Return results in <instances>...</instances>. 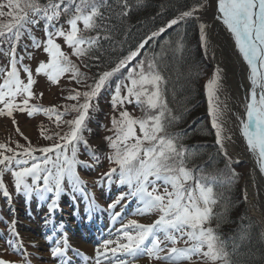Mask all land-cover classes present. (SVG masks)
I'll use <instances>...</instances> for the list:
<instances>
[{
    "label": "snow or ice",
    "instance_id": "1",
    "mask_svg": "<svg viewBox=\"0 0 264 264\" xmlns=\"http://www.w3.org/2000/svg\"><path fill=\"white\" fill-rule=\"evenodd\" d=\"M143 3L144 0H134V3L116 0L120 9L116 15L127 17ZM203 7L200 3L193 4L152 31L135 50L118 59L114 67L89 77L81 71V66L90 69L93 65L85 60L98 61L99 57H93L92 53L102 47V41H114L112 27L104 23L109 18L105 13L112 11L108 0H6V3H0V17H9L7 23H0V53L9 57V67L0 69L4 75L0 83V116L11 117L16 124L14 113H26L28 117L43 113L56 128L49 134L41 126L40 135L53 141L48 146L34 147L19 127L15 130L27 146L17 142L16 148H12L0 143V194L13 214L11 220L0 219L7 228V236L0 233V237L22 257L20 264H31V253L24 248L17 228L16 210L11 207V193L3 176L11 173L13 187L17 194L25 197L26 203L35 197L47 205L44 223L49 231L45 233V241L49 244L50 256L59 260V264H71L67 257L70 250L81 256L78 250L72 249L64 222L56 223L55 213L60 210L61 196L69 192L73 196L79 193L87 201L85 212L88 216L99 207L94 195L90 197L85 191L86 181L79 170H93L101 163L85 133H92L89 123L99 111V98L103 92L110 93L113 114L111 127L101 126L112 133L105 135L102 143L110 150L106 159L115 166L103 173L96 183L107 181L118 187L126 186L128 190L121 192L107 206L113 226L118 221L120 224L115 230V239H103L98 244L95 264H104V261L107 264H137L144 257L148 264L153 260L159 264H195L193 257H197L200 264H232L225 241L211 227L216 216L213 208L220 199L214 185L231 183L238 175L232 164L239 163L228 152V145L234 141L232 131L226 127L229 108L220 98L223 69L217 64L205 84L217 155L224 159L225 167L231 173L226 180H218L216 176L197 177L195 170L187 167V149L179 143L178 136L168 131L179 117L173 115L168 106L167 81L161 66L168 50L173 55L184 51L182 38L175 42V47H171V41H165L159 53L149 54L145 50L143 58L137 59L149 42H154L168 29L190 19L199 20L197 13ZM216 9V20L229 33L236 55L248 69L250 86L241 102L243 111L233 112L234 123L246 150L253 156L259 172L264 174V0H217ZM65 15L68 16L67 28L61 23ZM41 24L45 34L43 40L37 39L32 32L33 27ZM199 29L205 56L214 60L215 53L209 55L207 25L200 23ZM25 34L31 43L25 44L23 54L18 55L17 48ZM30 48L35 51H29ZM38 52L44 58L37 59ZM26 58L36 61L34 69L24 63ZM38 77L46 78L49 86L60 88L61 95L64 91L61 80L65 77L85 90H68V95L63 98L74 102L70 105L43 107L33 102L43 98V92L34 91ZM89 80H92L91 84ZM128 105L139 109L141 116L130 113ZM73 113V118L65 119ZM81 146L91 163L80 158ZM160 187L163 192L159 191ZM122 202L126 204L122 205ZM132 202L137 205L133 216L158 214L157 218L147 224L137 219L123 222V208ZM118 205H122L121 211H116ZM180 242L185 246L177 247ZM30 246L39 248L36 242ZM0 264L17 262L0 258Z\"/></svg>",
    "mask_w": 264,
    "mask_h": 264
},
{
    "label": "rangeland",
    "instance_id": "2",
    "mask_svg": "<svg viewBox=\"0 0 264 264\" xmlns=\"http://www.w3.org/2000/svg\"><path fill=\"white\" fill-rule=\"evenodd\" d=\"M0 3H6V0H0ZM207 3L208 0H202L200 4L204 5L203 9H206L208 7ZM203 9L201 11H203ZM4 11L6 12L7 9H4ZM197 15L199 16L198 13ZM67 18L68 16L65 15L61 19V23L65 28L68 27L65 22ZM200 18L201 17H199V20L195 19L197 28L199 30V39V24L202 23ZM8 21L9 17L7 15L0 17V23H7ZM216 28L217 30H220L217 21L214 20L207 25L206 29L208 42L210 45L209 55L214 52V60H210L205 56L204 49L201 47L200 42V49L202 51L204 59L205 71L203 72V78L201 80V95L199 96L198 105L196 107L198 115L203 116L206 124L209 125V129L213 134L212 141L214 144L215 133L211 128L210 117L208 115V103L205 94V84L206 81L211 77L214 67L218 64V61L216 59V50L222 47L220 38H217ZM32 32L37 39H44L45 34L43 32V24L39 25L38 27H33ZM58 42L63 45L62 40H59ZM30 43V39L28 38L27 34H25L20 42V46L17 48V54H23V46ZM5 48H7V45H5ZM64 50H68L66 46H64ZM29 51L35 50L30 48ZM36 57L37 59L44 58L42 53L39 52L36 54ZM24 63L29 64L33 69L36 66L35 60H29L27 58L24 60ZM8 67L9 57L4 55L3 53H0V69H7ZM81 71L86 72L82 66ZM21 78H23V73H21ZM3 79L4 75L2 72H0V83L3 82ZM37 79L38 83L34 86V91L36 93L43 92V98L33 101L34 103H39L43 107L66 104L70 105L74 103L72 101L65 100L63 97L68 95V90L79 88L77 87V84L75 82H70L67 77L62 78L61 84L63 85L64 91L63 95H61L60 88L56 86H49V83L46 82V78L38 77ZM110 98L111 97L109 92L102 93L101 97L99 98V111L96 112L94 118L89 123V127L92 129V133H85L86 137L89 140V144L97 150V154L101 158L100 166L96 167L93 170H79L82 178L86 181L85 191L89 194L90 197L94 195L95 199L100 198L97 201L95 200L96 204L99 206V210H94L91 216H88L85 212L87 201L82 199L81 195L77 193L75 194V196H73L72 194L62 195L59 200L60 210L55 213L56 223H60L61 221L64 222V231H66L67 233L72 249L78 250L82 254L81 256H77L74 251H68L67 257L71 259V264H95V252L98 244H100L103 239L116 238L115 230L119 227L120 222L118 221L116 225L113 226L107 206L109 203L114 201L121 192H126L128 190L126 186L118 187L116 183L109 184L107 181H104L103 183H96L97 181L101 180L103 173L107 172L110 167L115 166L110 164L106 159V156L110 150L104 143H102V138L105 135L112 134L111 132L106 131L104 127H101L102 125L109 128L111 127L110 117L113 113L110 107ZM127 110L134 116H141V112L139 111V109L135 108L133 105H128ZM61 111H63V108H61ZM69 117H65V119H69ZM14 119L16 121V124L13 123V118L0 116V143H5L12 148H16L17 142L25 146L27 145V142L24 140V138L16 132V127H19L20 130L24 133V136H27L29 140L34 143H38V141L44 140L42 138H38L39 133H41V126H43L44 129H47L49 133L56 131L55 124L49 121L43 113H38L33 117H28L26 113L17 112L14 113ZM48 144L50 145L51 143L48 142ZM37 155L39 156L40 153H37ZM80 158L88 160L91 163L90 157H88L84 152L83 146H81ZM232 159L234 161L239 160V163L232 164V168L238 174L236 178L240 181L239 183L243 190L244 209L246 211V214L250 219L256 221L264 231V219L253 216L249 207H247L249 197H247V199L245 200L246 187L244 186V184L246 173L248 172L250 167L245 163L243 158L241 159L235 156L232 157ZM194 170V174L197 177L203 175L202 171L198 172L196 169ZM3 180L7 186L8 191L11 193V207L16 210L15 218L19 221L17 228L20 236L23 238L24 248L28 253H31V264H59V260H54L50 256L49 244L45 241V233L49 231V228H46L44 223L45 216L47 215V205L41 204L36 200L35 197L31 199L30 203H26L25 197L22 194L16 193L13 187V177L11 176V173H5L3 176ZM159 191L163 192V187H160ZM124 204H126V202H122V205ZM122 205H118L116 211H121ZM136 207L137 205L135 202L127 204V206L123 208L121 220L123 222H126L129 219H137L139 222L147 224L151 223L158 216V214H152L144 217L133 216L132 213L135 211ZM0 219H13V214L9 211V204L6 203L2 194H0ZM0 233H3V237L7 236V228L3 223H0ZM3 237H0V258L9 261H15L17 262V264H20V262L22 261V257L13 252L8 247ZM32 242H36L39 245V248L37 249L31 247L30 245ZM184 246L185 245L183 244V242L177 244V247ZM38 256L42 257V259H38ZM192 260L195 262V264H200V261L197 257H193ZM104 264H107V261H104ZM137 264H148L147 258L144 257L139 259L137 261ZM152 264H159V262L153 260ZM185 264H190V262H185Z\"/></svg>",
    "mask_w": 264,
    "mask_h": 264
},
{
    "label": "trees",
    "instance_id": "3",
    "mask_svg": "<svg viewBox=\"0 0 264 264\" xmlns=\"http://www.w3.org/2000/svg\"><path fill=\"white\" fill-rule=\"evenodd\" d=\"M201 2L202 0H144L142 6L134 8L127 17L121 18L116 15V12L120 11L116 6V0H108L112 11L105 13L109 18L104 23L112 27L114 41L112 43L102 41V47L92 53L93 57H99L98 61L85 60V63L93 65L90 69L84 68L87 75L93 77L114 67L118 59L134 50L152 31L182 11L188 10L193 4ZM129 3H134V0H129ZM181 38L184 51L173 55L172 51L168 50L161 66L162 74L167 81L168 106L172 109L173 115L179 117L168 131L178 136L179 143L187 149V167L198 172L202 170L205 176H216L218 180H226L231 173L225 167L224 159L217 155V146L212 141L213 134L209 125L196 111L205 64L195 19L173 26L154 42H149L137 59L142 58L145 50L149 54L159 53L165 41H171V47H175V42ZM88 83L91 84L92 80ZM77 87L81 91L85 90L82 85ZM74 115L75 113L66 117L70 116L71 119ZM38 136L44 139L40 133ZM48 142L53 141L44 139L31 144L34 147H41L49 145ZM239 182L235 178L231 183L218 182L214 185V191L220 199L213 208L216 216L211 221V227L225 241L232 264H264V231L256 221L247 216L243 190Z\"/></svg>",
    "mask_w": 264,
    "mask_h": 264
},
{
    "label": "bare ground",
    "instance_id": "4",
    "mask_svg": "<svg viewBox=\"0 0 264 264\" xmlns=\"http://www.w3.org/2000/svg\"><path fill=\"white\" fill-rule=\"evenodd\" d=\"M216 5L217 0H208V7L198 13L202 23L208 25L216 20ZM217 24L220 28V30L216 28L217 38H220L222 44V47L216 50V59L219 66L223 69V87L220 98L227 103L229 108V111L226 113V119L228 120L226 127L232 131L234 141V143L228 145V152L232 157L243 158L245 163L249 165L250 169L246 173L244 184L247 197H249L247 207H249L253 216L264 219V174L259 172L253 156L246 150V144L238 128L235 126V117L233 116V112L243 111L241 102L250 86L247 79L248 69L246 64L242 62V59L236 55L234 41L231 39L229 33L219 21H217ZM97 209L99 210V207Z\"/></svg>",
    "mask_w": 264,
    "mask_h": 264
}]
</instances>
